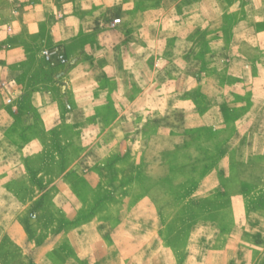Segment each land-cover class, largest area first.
<instances>
[{
    "label": "rangeland",
    "instance_id": "rangeland-1",
    "mask_svg": "<svg viewBox=\"0 0 264 264\" xmlns=\"http://www.w3.org/2000/svg\"><path fill=\"white\" fill-rule=\"evenodd\" d=\"M144 1L151 8L145 15ZM79 2L68 0L75 41L53 44L50 20L42 18L34 33L9 24L0 43V264H47L35 245L94 218L109 243L150 246L151 264H264L260 37L247 31L248 43L227 62L225 45L210 43L207 27L163 40V0H106L103 13L88 19ZM249 5L258 10L264 0ZM250 17L264 25V10ZM144 21L145 34L137 27L134 34ZM85 31L92 35L84 38ZM54 48L65 62L44 60L42 51ZM124 52L134 61L121 58ZM163 53L183 60L167 62ZM118 57L119 69L136 68L130 85L98 73ZM86 69L93 72L88 87L129 86L134 103L112 107L127 94L103 93L95 107L96 94L79 92ZM86 100L92 107L80 109ZM49 104L55 123L45 127L41 107ZM85 118L89 125L79 123ZM85 150L92 151L93 172H65ZM69 244L64 238L59 247ZM143 260L139 252L124 262Z\"/></svg>",
    "mask_w": 264,
    "mask_h": 264
},
{
    "label": "crops",
    "instance_id": "crops-1",
    "mask_svg": "<svg viewBox=\"0 0 264 264\" xmlns=\"http://www.w3.org/2000/svg\"><path fill=\"white\" fill-rule=\"evenodd\" d=\"M79 5L81 6L79 11L88 19L89 14L95 12V14L103 13L102 10L104 7H101L102 4L105 6L106 0H94L91 2L90 9L82 10V7L87 6V0H79ZM129 2V0H127ZM135 2V1H134ZM170 3V4H169ZM93 5V6H92ZM143 14L151 11L150 4L146 7V1H144ZM49 7L48 10L45 9ZM258 7V6H257ZM264 5H261L258 10L263 12ZM255 8L252 9L249 5V0H163V40L167 37L173 35L176 39L182 36L183 29L196 30L201 27H207L211 32L209 33V42L213 44L223 43L225 45V57L224 59L227 62L235 60V56L238 57L237 49L235 47H241L248 43V39L245 36L247 31L254 30L255 34L259 36L257 43L264 44V25L261 22L255 21L253 18H249V14L258 12ZM48 12L49 14H47ZM72 12V6L68 5V0H0V43L3 40L4 36L7 35L9 30V24L15 22V25L22 34L31 31V33L39 32V29L43 27L40 20L44 18L47 20L49 18V33L47 37L53 44L63 45L64 43H69V40L75 41L74 37L69 34V29L72 26H68L69 17L67 15ZM57 14V15H56ZM166 20V21H165ZM264 21V18L262 19ZM264 23V22H263ZM148 23L144 21L141 25L135 26L134 34L137 30L141 31V35L145 34ZM89 28V26H88ZM88 28H86L88 30ZM171 29H174L173 32H168ZM84 38L92 35L91 32H86L83 34ZM131 35V32L127 34V38ZM145 37V35H144ZM118 39V38H117ZM124 37L121 40H118V43L124 42ZM193 45L195 39L192 36L190 38ZM141 41V40H140ZM164 42V41H163ZM136 43V42H135ZM141 44V43H139ZM142 46L144 49L147 48L146 40L142 37ZM231 48V49H230ZM125 53L127 55H125ZM125 55V56H124ZM121 58H127L134 61V56L130 52H124ZM175 55V54H174ZM102 57H106L104 53L101 54ZM118 57L114 60V63L107 65L103 70L99 71L101 75L104 73L110 72L113 77L119 79V82H122V79H126L129 83V79L136 73V68L132 67L128 73L123 69H119V65H123V61ZM167 56L163 53V60L167 62L170 61H182L183 58ZM113 60V58H112ZM113 62V61H112ZM77 69V68H76ZM130 71H133L130 73ZM75 70H71L67 75V80L71 83L72 74ZM93 75L91 70H85L80 72V94L85 95L83 98H88V94H96L95 98V107L102 105L104 101H101L100 97L103 93H110L113 98L114 94H127L126 96H121L123 101L113 102L112 107L118 108H130L131 103H134L130 100L129 94L131 90L129 86L118 88L114 86L110 89H103L101 87H95L94 89L88 87L89 79ZM169 77H171L169 75ZM92 78V77H91ZM123 86V85H122ZM146 92V87H143V91ZM99 98V99H98ZM119 97H117L118 101ZM84 102L80 105V109L87 110L92 107L89 101ZM124 102V104H121ZM53 104L42 105L41 109L43 110V124L45 127H50L55 123V115L53 111ZM87 117V116H86ZM118 118L116 119V121ZM81 125H89L87 118L79 122ZM84 134L81 133L80 136ZM85 137H89L88 133H85ZM90 139L95 137L90 135ZM92 151L85 150L81 153L79 161H76L75 165H69L65 170L71 171H81V172H93V163L89 164V159L91 158ZM83 163V164H81ZM91 167V170L89 168ZM146 203V202H145ZM136 208V205L132 207V210ZM132 214V212H131ZM97 219V218H94ZM87 219L84 223H80L75 228L67 226L75 225H65L59 232H54L49 240L40 245H35L33 247L34 254H41L42 259L45 258L47 264H125L124 260L130 259L131 255L136 256L139 252H144L143 264H149L147 259L152 262V254L150 246L140 245L132 247H121L120 245H114L109 243L107 237L102 234L99 230L101 221ZM80 229V236L75 234V231ZM114 229V228H113ZM84 231L85 235L82 233ZM75 234L76 236L72 235ZM89 235H93L92 241H85L84 238ZM68 238L69 246L59 247V243L62 239ZM76 239V240H75ZM144 246V247H143ZM147 246V247H146ZM59 249L57 252L56 250ZM53 253L56 257L53 256ZM57 256L59 258H57Z\"/></svg>",
    "mask_w": 264,
    "mask_h": 264
},
{
    "label": "built area",
    "instance_id": "built-area-1",
    "mask_svg": "<svg viewBox=\"0 0 264 264\" xmlns=\"http://www.w3.org/2000/svg\"><path fill=\"white\" fill-rule=\"evenodd\" d=\"M119 18H115L114 19V23L119 22ZM42 55L45 61L47 62H65L66 61V57L63 53L62 50L58 49V48H54V49H45L42 51Z\"/></svg>",
    "mask_w": 264,
    "mask_h": 264
}]
</instances>
